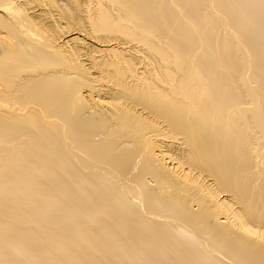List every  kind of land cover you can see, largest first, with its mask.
Returning <instances> with one entry per match:
<instances>
[{
    "label": "bare ground",
    "instance_id": "1",
    "mask_svg": "<svg viewBox=\"0 0 264 264\" xmlns=\"http://www.w3.org/2000/svg\"><path fill=\"white\" fill-rule=\"evenodd\" d=\"M0 264H264V0H0Z\"/></svg>",
    "mask_w": 264,
    "mask_h": 264
}]
</instances>
